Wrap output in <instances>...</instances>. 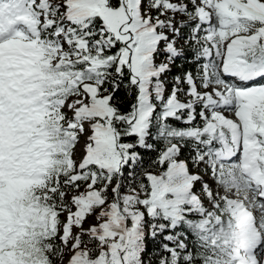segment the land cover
Returning a JSON list of instances; mask_svg holds the SVG:
<instances>
[{
    "label": "snow or ice",
    "instance_id": "1",
    "mask_svg": "<svg viewBox=\"0 0 264 264\" xmlns=\"http://www.w3.org/2000/svg\"><path fill=\"white\" fill-rule=\"evenodd\" d=\"M0 264H264V0H0Z\"/></svg>",
    "mask_w": 264,
    "mask_h": 264
},
{
    "label": "trees",
    "instance_id": "2",
    "mask_svg": "<svg viewBox=\"0 0 264 264\" xmlns=\"http://www.w3.org/2000/svg\"><path fill=\"white\" fill-rule=\"evenodd\" d=\"M177 71H179V70H177ZM150 247H152V246L150 245Z\"/></svg>",
    "mask_w": 264,
    "mask_h": 264
}]
</instances>
